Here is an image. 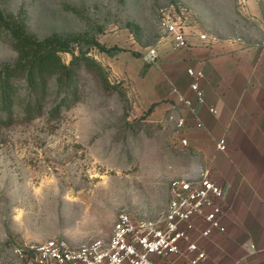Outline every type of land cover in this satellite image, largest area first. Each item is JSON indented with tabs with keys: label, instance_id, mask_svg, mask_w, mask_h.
I'll use <instances>...</instances> for the list:
<instances>
[{
	"label": "rangeland",
	"instance_id": "rangeland-1",
	"mask_svg": "<svg viewBox=\"0 0 264 264\" xmlns=\"http://www.w3.org/2000/svg\"><path fill=\"white\" fill-rule=\"evenodd\" d=\"M173 1L191 7L201 27L218 39H261L235 0H0V10L22 6L28 30L39 38L88 31L106 47L140 56L163 39L158 9ZM103 53L88 52L101 64ZM61 57L67 63L71 55ZM15 58L0 39V62ZM103 67L116 89L81 69L82 98L58 120L44 114L0 128V264H25L13 253L14 241L57 238L78 246L106 238L120 210L157 219L166 209L170 180L196 177L206 167L198 152L176 146L170 118L176 109L155 118L136 110Z\"/></svg>",
	"mask_w": 264,
	"mask_h": 264
},
{
	"label": "crops",
	"instance_id": "crops-1",
	"mask_svg": "<svg viewBox=\"0 0 264 264\" xmlns=\"http://www.w3.org/2000/svg\"><path fill=\"white\" fill-rule=\"evenodd\" d=\"M238 12L261 32L257 42L219 39L211 46L175 48L170 39L135 56L129 50L102 55L110 79L135 93L133 107L162 117L177 110V99H191L201 127L188 110L187 147L214 169L225 189L223 232L199 239L206 251L201 264H264V0H235ZM200 72L202 102L190 89L187 70ZM214 110V112L211 111ZM225 138V150L217 143Z\"/></svg>",
	"mask_w": 264,
	"mask_h": 264
},
{
	"label": "built area",
	"instance_id": "built-area-1",
	"mask_svg": "<svg viewBox=\"0 0 264 264\" xmlns=\"http://www.w3.org/2000/svg\"><path fill=\"white\" fill-rule=\"evenodd\" d=\"M157 15L163 38L170 39L175 48L211 46L219 40L201 27L197 13L181 1L161 6ZM148 55H156L155 47L148 49ZM187 74L192 79L190 89L201 103L198 86L201 73L188 69ZM126 92L133 102L134 91L127 87ZM177 108L178 113L170 115L175 126L173 135L176 146L185 147L187 123L182 111L191 113L196 127H201L202 123L191 99L179 96ZM217 146L225 150V138H220ZM206 164L196 177L170 180L166 209L157 219L135 218L128 211L120 210L106 238L78 246L57 238L37 243L14 241L13 253L25 264H201L206 259V251L199 239H209L214 232L224 231L220 218L225 189L215 181L212 165Z\"/></svg>",
	"mask_w": 264,
	"mask_h": 264
},
{
	"label": "trees",
	"instance_id": "trees-1",
	"mask_svg": "<svg viewBox=\"0 0 264 264\" xmlns=\"http://www.w3.org/2000/svg\"><path fill=\"white\" fill-rule=\"evenodd\" d=\"M65 8L79 12L73 7ZM26 20L22 6L16 12L0 10V39L16 53L13 61L0 62V128L26 124L44 114L48 120H58L82 98L78 75L81 69L97 74L105 86L117 88L109 83L103 65L88 52L96 48L113 56L123 49L104 46L88 31L52 32L39 38L28 30ZM62 53L71 55L67 63Z\"/></svg>",
	"mask_w": 264,
	"mask_h": 264
}]
</instances>
